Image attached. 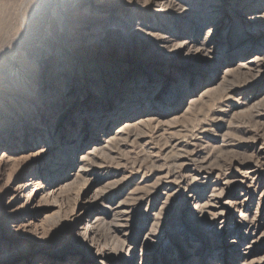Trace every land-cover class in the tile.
Segmentation results:
<instances>
[{
  "label": "rangeland",
  "instance_id": "374dc122",
  "mask_svg": "<svg viewBox=\"0 0 264 264\" xmlns=\"http://www.w3.org/2000/svg\"><path fill=\"white\" fill-rule=\"evenodd\" d=\"M157 2L0 0V264H264V0Z\"/></svg>",
  "mask_w": 264,
  "mask_h": 264
},
{
  "label": "bare ground",
  "instance_id": "6f19581e",
  "mask_svg": "<svg viewBox=\"0 0 264 264\" xmlns=\"http://www.w3.org/2000/svg\"><path fill=\"white\" fill-rule=\"evenodd\" d=\"M95 2H97V3H94V6H100L101 5V3L104 1V0H94ZM160 2H157V3H154L152 6H154V7H156V9H165L166 10V7H163V0H159ZM167 2V1H166ZM165 3V2H164ZM168 5L167 6H169V3H167ZM173 4V3H172ZM170 5H171V3H170ZM172 6V5H171ZM175 6V5H174ZM146 9H149V8H146ZM167 9H169V7H167ZM164 10V11H165ZM207 53V52H206ZM260 61V60H259ZM258 61V58L256 57V58H253V59H251L247 64H245V65H240V66H238V68L237 69H235V70H229L230 71V74L231 73H237V75L238 76H240V78H242V79H249V77H255L256 75H257V69L255 68V67H253V65L256 63V62H259ZM261 62V61H260ZM244 69H246V70H244ZM244 70V71H243ZM226 73V72H225ZM227 73H229V72H227ZM229 74V75H230ZM224 76V75H223ZM226 76V75H225ZM232 76V75H231ZM234 76V75H233ZM221 77L222 76H220V77H218L217 79H221ZM235 77V76H234ZM227 78V77H226ZM226 78L225 79H222V81H223V83H225V84H223V87H225V85H226V83L229 85V82L226 80ZM230 78V77H229ZM228 78V79H229ZM232 78V77H231ZM236 78H237V76H236ZM235 78V79H236ZM216 79V78H215ZM251 80V79H250ZM221 81V82H222ZM247 81V80H246ZM221 87V86H220ZM228 87V86H227ZM227 87H225L226 88V90L227 89H230V86L227 88ZM228 91V90H227ZM229 91H231V90H229ZM110 94H108L107 96H109ZM114 108H116L115 106H114ZM117 109V108H116ZM115 109V110H116ZM129 109H131V110H126V113H128L129 111H131V113L133 112V113H136L137 112V110H139V108L138 107H130ZM129 114V113H128ZM146 121H147V118L145 119V117L144 118H142V119H139L136 123H134V125H133V123L131 122V121H129V120H127V121H125L123 124H122V128H120V130H119V132L120 131H122V130H124L125 132H127V131H129V130H131V128L132 127H136V125L137 124H140V125H142V124H145L146 123ZM135 138H136V140H137V138H140V134H138L137 136H135ZM103 147V146H102ZM100 147V148H93V150H98V153H100V151L101 150H103V148L105 149V147ZM102 148V149H101ZM94 152V151H93ZM97 151H95V153H96ZM88 153V152H87ZM94 154V153H93ZM93 157H95V156H93ZM93 157H92V159H93ZM90 160H91V158H90ZM93 161V160H92ZM91 161V162H92ZM97 161V160H96ZM96 161H93L94 163H96ZM85 164H86V162H85ZM93 164V163H92ZM90 166H92V165H90ZM88 169V168H87ZM91 169V168H90ZM81 170V169H80ZM85 170H86V168H85ZM88 171V170H87ZM83 172V171H82ZM86 172V171H85ZM84 173V172H83ZM220 191V190H219ZM221 192V191H220ZM206 204V203H205ZM207 204H208V202H207ZM217 204V203H216ZM217 206V205H216ZM215 208V207H214ZM126 209V208H125ZM119 210V209H118ZM215 210V209H214ZM125 211V210H124ZM209 211V210H208ZM111 212V211H110ZM118 212V211H117ZM212 212V211H211ZM222 212V211H221ZM219 213V212H218ZM217 213V214H218ZM112 215H116L115 213L114 214H112ZM125 215V214H124ZM219 215H220V213H219ZM118 216V215H117ZM116 216V217H117ZM221 216V215H220ZM115 217V218H116ZM121 217H123V216H121ZM120 217V218H121ZM129 217V216H128ZM217 217H219V216H217ZM243 218V217H242ZM118 218H116V220H117ZM127 219V218H126ZM214 219V218H213ZM216 219V218H215ZM122 221V220H121ZM121 221H119V222H121ZM251 221V220H250ZM112 222H114V221H112ZM118 222V221H117ZM254 222V221H253ZM125 223V222H124ZM123 223V224H124ZM122 224V225H123ZM252 224V223H251ZM254 224V223H253ZM119 226V225H118ZM249 226V225H248ZM257 226V225H256ZM123 227V226H122ZM89 228V226H87L86 227V229L85 230H87ZM95 228V227H94ZM127 228V227H126ZM118 229V228H117ZM123 229H124V227H123ZM251 229V228H250ZM92 231H93V229H92ZM91 231V233H92V235H90V236H92L91 237V239L92 240H94L96 237H94L95 236V231H93L92 232ZM122 231V230H121ZM116 232H118V231H116ZM248 232V231H247ZM246 232V233H247ZM94 235V236H93ZM262 237H264V235L262 236ZM261 237V238H262ZM260 238V239H261ZM257 241V240H256ZM259 241V240H258ZM255 242V241H254Z\"/></svg>",
  "mask_w": 264,
  "mask_h": 264
}]
</instances>
